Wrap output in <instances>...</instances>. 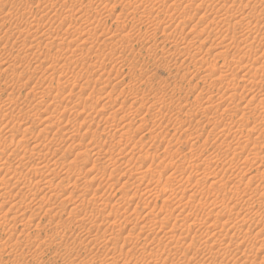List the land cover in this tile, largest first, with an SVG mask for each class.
Segmentation results:
<instances>
[{"label": "rangeland", "instance_id": "1", "mask_svg": "<svg viewBox=\"0 0 264 264\" xmlns=\"http://www.w3.org/2000/svg\"><path fill=\"white\" fill-rule=\"evenodd\" d=\"M263 155L264 0H0V264H264Z\"/></svg>", "mask_w": 264, "mask_h": 264}, {"label": "bare ground", "instance_id": "2", "mask_svg": "<svg viewBox=\"0 0 264 264\" xmlns=\"http://www.w3.org/2000/svg\"><path fill=\"white\" fill-rule=\"evenodd\" d=\"M137 8V7H136ZM136 10V9H135ZM230 15V14H229ZM218 23V22H217ZM213 121H214V119H213ZM243 124V123H242ZM246 126V125H245ZM214 130V129H213ZM247 130V129H246ZM240 135V134H239ZM248 136V135H247ZM260 137H262V136H260ZM235 139V138H234ZM237 139H239V138H237ZM243 139V138H242ZM242 142V141H241ZM254 143H255V141H254ZM238 146V145H237ZM227 147H229V149H230V146L229 145H227L226 146V148ZM254 147V146H253ZM257 147V146H256ZM259 147H261V146H259ZM236 148V147H235ZM252 148V147H251ZM256 148H254V150H255ZM227 150H228V148H227ZM253 150V151H254ZM260 150V149H259ZM257 151H255L254 153H256ZM228 153V152H227ZM232 153V152H231ZM252 153V152H251ZM233 154V153H232ZM254 155V154H253ZM255 155H258V152H257V154H255ZM264 156V155H263ZM255 158H257V157H255ZM262 163V162H261ZM211 165V164H210ZM219 168V167H218ZM261 176V175H260ZM142 177V176H141ZM158 181V180H157ZM213 182V181H212ZM174 183V182H173ZM157 185H159V182H158V184ZM154 186H156V185H154ZM171 186V185H170ZM159 187V186H158ZM160 187H161V185H160ZM169 187V186H168ZM235 187V186H234ZM171 188H173V187H171ZM170 188V189H171ZM160 189V188H159ZM166 189V188H165ZM156 190V189H155ZM160 190H162V189H160ZM238 190V189H237ZM155 193V192H154ZM152 194V193H151ZM239 194V193H238ZM149 195V194H148ZM152 197V196H151ZM153 198V197H152ZM143 201H144V199H143ZM243 201V200H242ZM163 204V203H162ZM166 206V205H165ZM248 208V207H247ZM168 210V209H167ZM170 212V211H169ZM166 214V213H165ZM169 215H170V213H168ZM148 215V214H147ZM148 218V217H147ZM154 218V217H153ZM167 218V217H166ZM158 221V220H157ZM220 222V221H219ZM214 225H215V223H214ZM224 226V225H223ZM213 227V226H212ZM225 227V226H224ZM231 227V226H230ZM231 229V228H230ZM185 231V230H184ZM224 235V234H223ZM223 237V236H222Z\"/></svg>", "mask_w": 264, "mask_h": 264}]
</instances>
